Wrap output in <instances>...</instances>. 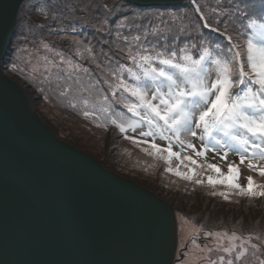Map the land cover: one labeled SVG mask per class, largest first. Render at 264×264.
<instances>
[{
    "label": "water",
    "instance_id": "95a60500",
    "mask_svg": "<svg viewBox=\"0 0 264 264\" xmlns=\"http://www.w3.org/2000/svg\"><path fill=\"white\" fill-rule=\"evenodd\" d=\"M24 1L0 0V264H177L173 200L64 140L28 87L3 69Z\"/></svg>",
    "mask_w": 264,
    "mask_h": 264
},
{
    "label": "snow or ice",
    "instance_id": "6c2138e0",
    "mask_svg": "<svg viewBox=\"0 0 264 264\" xmlns=\"http://www.w3.org/2000/svg\"><path fill=\"white\" fill-rule=\"evenodd\" d=\"M241 3H245L244 8L240 7ZM219 7L223 18L218 19L215 25L204 15H200L199 20L203 21L202 28L226 38L228 43L225 47L231 55L225 53L222 56H213L207 47L203 48L198 58H194L184 48L179 49V52L183 53L179 56L176 50L170 51L168 55L156 52L155 57L129 53L139 71L127 69L129 79L133 82L123 77L122 68L113 72V78L118 83L111 94L115 97L119 90L127 93L132 99L125 100L124 107L136 119L127 126L115 119L111 120V124L122 134L127 133L129 129L135 131L137 127L146 126L147 130L139 133L140 137L145 139L133 140V143L140 146L147 155L155 156L168 165H171L175 158L181 164L187 160L192 165L204 167L198 165L197 160L190 154L181 159V152L185 149L202 158H206L207 153L211 151L220 155L222 161L227 160L230 153H234L239 157V164L229 161L226 174L216 164L206 165L207 169L217 174L215 177L207 176V185L213 189L210 195H219L229 200V192L215 190L216 185H224L229 190H235V194L241 197H264V184H257L251 175L247 177L246 187L238 182L239 166L245 165L246 162L249 170L264 177V0H261L259 7L246 3L245 0H232L230 4ZM224 8L228 11L224 12ZM233 10L242 16L234 17ZM195 12L201 13L202 9L197 6ZM234 19H241L242 26L251 32L244 46L234 43L232 35L229 34V24ZM122 23L120 22L121 26ZM73 31H76L74 23ZM149 31L155 35L163 30L152 28ZM182 31L181 28L173 33V41L179 39ZM148 34V31L144 33L145 38ZM162 38L167 42L166 35ZM140 39L139 35L134 37L136 41ZM198 39L204 40L205 34L199 33ZM44 47L52 51L48 45ZM193 47L196 45L193 44ZM233 49L237 50L233 52ZM56 56L60 57V64L66 62L72 65V61H65L61 53L57 52ZM44 60L53 67L56 66L47 57H44ZM32 71L37 72L38 69L33 67ZM212 71L215 72L214 79L210 78ZM43 72L45 79H48L49 69L45 67ZM233 89L238 91L234 92ZM67 91L68 89L62 91L61 95H65ZM106 101L108 97L104 96L102 102ZM102 110L108 112L109 109L105 106ZM83 115L88 118L90 113L85 109ZM99 126L97 124V127ZM124 138L129 139L127 135ZM157 140L166 142V146L162 147ZM194 141L200 142L199 150ZM174 148L181 151H174ZM166 171L197 185L204 184V180L196 178L198 174L195 168L181 173L169 166ZM209 235L222 238L227 234ZM227 239V246L219 245L216 249L222 250L226 255H220L215 260L208 259V264H241L249 255L258 260V264H264V259L260 258L264 251L258 248L256 243H250L251 238L243 239L239 245L235 241L241 240V237L235 233L227 236ZM260 239L264 240V235ZM191 243L201 247L196 239H192ZM182 254L187 255V249H184Z\"/></svg>",
    "mask_w": 264,
    "mask_h": 264
},
{
    "label": "rangeland",
    "instance_id": "374dc122",
    "mask_svg": "<svg viewBox=\"0 0 264 264\" xmlns=\"http://www.w3.org/2000/svg\"><path fill=\"white\" fill-rule=\"evenodd\" d=\"M59 18L60 15L53 14L46 6L34 8V10L25 16V19L28 21H38L42 23L53 22L50 20ZM88 21L93 20L89 17ZM229 25L232 27V24ZM58 26V22L55 21V25L49 26V28L57 29ZM91 26L94 31L99 29V26ZM104 32L105 31H102V39H105L107 36ZM91 38L92 40L95 39V44H97V39L94 36H91ZM35 41L19 40L15 47L11 48V54L8 56L12 62L13 68L11 70L20 71V73L13 72L15 80L21 81V86L28 87L44 121L60 128L61 130L58 135H64V140H73L74 147L104 157V164L115 169L118 173H122L118 169L124 171L129 174V177H132L131 180H134V178L136 179V177L144 179L145 181L141 180V183L153 186V191L155 193L161 196L165 195L166 198L173 200L181 232L175 233V237H181L177 264H181L182 261L184 264H208V259L215 260L218 259L220 255H226L222 250L216 251V249L219 245L227 246L229 244L227 236H231L233 233L241 237V240L235 241L237 245H239L243 239L251 238L250 243H256L257 247L264 251V240L260 239V237L264 235V232H262L264 231V212L262 209H259V204L257 208L259 211L263 212L260 223L256 220L255 215H258V213L254 210L255 208H251L252 203L250 201L249 203L246 202L248 203V208L241 203H237L238 199L242 197L236 195L235 190H229L224 185H216V191L229 192V200H225L219 195H210L213 189L207 185V176L212 175L215 177L217 174L207 169L206 165L208 163L216 164L221 168L222 172L226 174L227 163L229 161H235L239 164V157L236 154L230 153L227 160L222 161L220 155L211 151L207 153L206 158L196 157L195 153H192L191 150L188 149L181 152V159H183L184 155L190 154L193 159L197 160L198 165H204V167L192 165L187 160L181 164L180 161L175 158H173L171 165H168L155 156L147 155L140 146L133 143V140L145 139L140 137L139 133L141 131H146V126L143 128L137 127L135 131L129 129L127 133L122 134L111 124V120L113 119L125 123L126 126L135 120L128 114L127 109L124 107V101L131 100L132 98L129 97L127 93H123L122 90L117 91L115 97L111 94L114 86L118 83L112 75V73L118 69L114 61L111 59L110 61L104 59L105 62L103 63L105 64L103 66L95 67V59L92 58V55L97 53L96 50L92 49L91 46L84 43L81 39L70 36V34L66 32H58L49 37L42 38L41 40L35 39ZM245 44L246 40L244 35H242L241 45L244 46ZM44 45H48V48L52 49V51L46 49ZM86 49H91L92 51L89 52ZM57 52L62 54L65 61L71 60L72 65L81 63L80 67L83 68V72H85V69L89 68L84 80L92 81L94 84L90 94L95 95V105L78 107V109L74 108L75 110L72 114L66 112V108L70 105L58 91L57 85L61 78L58 72L62 71L64 68H71L72 65L66 62L60 64V57L56 56ZM77 52H79V54H77ZM147 52L148 53L144 54L155 57L157 51ZM182 54L183 53H179L178 56ZM44 57H47L49 61H53L56 66L53 67L52 64L47 63ZM129 60H131L129 55L122 57L123 62ZM33 67L37 68L38 71L33 72ZM45 67H47L50 72L48 79H45L43 72ZM119 68L123 69L124 66L121 65ZM12 71L9 70L7 72ZM94 77L98 80H95ZM210 78L214 79L215 76L210 74ZM75 79L79 80V77L75 76ZM236 91H238V89H236ZM104 96L108 97V101L102 102ZM117 96H119V98H116ZM75 101L76 98L73 99L72 105H74ZM112 102L113 105L115 102L122 107L121 112L114 111L115 108L110 106ZM105 106L108 107V112L102 110ZM85 109L90 113L88 118H85L83 115ZM112 111L115 112L114 116L109 115ZM97 124L100 126L97 127ZM125 135H127L129 139H125ZM147 139L149 141L151 140V138ZM157 143L162 147L166 146V142L157 140ZM194 143L199 150L201 147L200 142L194 141ZM144 146L147 147V145ZM173 150L181 151L179 148H174ZM148 160H152L153 162L151 163ZM246 163L245 165L239 166L240 175L238 182L246 187L247 177L251 175L257 184H264V177H260L258 172L249 170L246 167ZM118 165L122 166L125 170ZM185 165H187V167ZM169 166L172 167L174 171L178 169L181 173H187L189 168H195L198 174L196 178L204 180V184L197 185L194 182L184 180L174 175V173L166 171ZM126 170L131 172L140 171V173H144L148 178L127 172ZM165 190L172 191V194L164 192ZM200 192H205L207 197L205 195H201L204 197L196 195ZM208 195L211 198H209ZM205 197L208 198V201L205 200ZM256 198L264 199L261 197ZM245 200L248 199L246 198ZM234 201L236 204L233 206L222 204H234ZM218 203L220 206H217ZM181 212H186L188 215L191 214L190 216L195 219L196 222L208 225V227L196 226ZM237 220H239V228L235 229V222ZM258 228L262 229L260 234L240 233L241 231H254ZM209 233H222L227 235L222 238H217L215 235H209ZM192 239H196L197 244L201 247L193 245L191 243ZM184 249H187V255L182 254ZM209 249H212V251H208ZM260 258L264 259V255L260 256ZM241 263L258 264V260L249 256Z\"/></svg>",
    "mask_w": 264,
    "mask_h": 264
},
{
    "label": "trees",
    "instance_id": "16d2710c",
    "mask_svg": "<svg viewBox=\"0 0 264 264\" xmlns=\"http://www.w3.org/2000/svg\"><path fill=\"white\" fill-rule=\"evenodd\" d=\"M231 2L232 0H187L179 5L142 7L130 3L127 0H25L18 10L16 30L11 45L13 46L12 48H14L19 40H41L42 38L49 37L50 35L58 32H66L67 34H70V36L81 39L84 43L91 46L92 49L96 50L97 53L92 55V58L95 59V67L103 66L105 64L103 63L105 62L104 59H108L109 61L111 59L114 61L115 65H117V68L121 65L124 66L123 77L126 80H129V82H133L129 79L127 69L132 68L134 71H139V69L136 68V64L132 60L127 62L122 61V57L129 55V53H131V55H137V53H139V55L142 56L145 55L144 53H148L147 51L155 50L157 52H164L165 55H168L172 50H176L177 54H179V49L184 48L189 54L193 55L194 58H198L203 48L207 47L213 56H222L225 53L231 55L225 47L228 43L226 38L219 37L218 33H212L209 29L202 28L201 25L203 24V21L199 20V16L204 15L208 18L210 23L215 25L218 19L223 18L219 6L230 4ZM245 2L255 4L256 7H259L261 4V0H245ZM42 6H46V8L51 10L53 14L60 15V18L51 19L50 21L53 22L49 23H42L38 21L32 22L25 19L26 14H29L32 10H34V8ZM197 6L202 9L201 13L195 12V8ZM240 7L244 8L245 3H241ZM227 11L228 9L224 8V12ZM233 16L241 17L242 14L236 13L235 10H233ZM89 17H91L93 21H88ZM55 21L58 22V28H49V26L55 25ZM120 22H123L122 26L120 25ZM73 23L75 24L76 31H73ZM244 23L246 24V21ZM230 24H232V27L229 25V34L232 35L233 42L241 45V35H239V32L241 30H246V28L242 26L241 19H234V21ZM91 25L95 27L99 26V29L94 31ZM152 28H158L163 31L153 35L149 31ZM181 28L183 31L180 33L179 39L177 41H173V33ZM102 31H105L104 34L107 35L105 39H102ZM146 31L149 32L147 38L144 36ZM201 32L205 34L204 40L198 39V34ZM247 33L251 34L250 30H247ZM137 35L141 37L139 41L134 40V37ZM165 35L168 37L167 42H165L162 38V36ZM91 36H94L97 39V44H95V39L92 40ZM207 39H211L214 42L209 43ZM193 44H195L196 47H193ZM144 49H147V51H144ZM11 50L12 49L10 48L3 64V69L6 71H12L11 69L13 68L12 62L8 57L9 54H11ZM137 62H139V56L137 57ZM80 66L81 63L72 65L71 68H64L62 71L58 72L61 75L60 82L57 85L59 93L61 94L62 91L68 89L66 94L61 96L65 98L70 105L66 108V112L69 114H72V112L75 109H78V107L95 105V95L90 94L94 84L92 81L84 80L89 68H87V71L83 72V68ZM154 66H156L155 62ZM12 72L20 73L19 70H13ZM75 76H78L79 80H76ZM94 79L98 80L96 77H94ZM74 98H76L74 103L75 107L72 106ZM116 98H119V96ZM110 106L115 108V112H121L122 110V107L115 102L114 105L112 102ZM115 112L112 111L109 115L114 116ZM128 114L132 117L130 112H128ZM132 118L136 119L135 117ZM85 133L89 135L87 132ZM148 161L151 163L153 162L152 160ZM118 166L122 168V166ZM106 169L125 179H132V177L128 176L129 174L118 168L117 169L123 172L126 177L120 175L115 171V169L109 166H106ZM122 169L125 170L124 168ZM126 171L146 177L144 173H140V171ZM134 180L139 183H141V180L145 181L139 177H136V179L134 178ZM135 181L132 182L149 190L172 206L167 199L163 198L165 195L162 197L158 193H155ZM164 192L172 194V191L169 190H165ZM196 195H205L207 197L205 192H200ZM206 197L205 200L208 199ZM208 197L211 198L209 195ZM246 198L248 200H245ZM249 201L252 203L251 208H255L254 210L258 213L255 217L257 222L260 223L264 212V199L242 197L238 199L237 203H241L247 207ZM222 204L233 206L236 203L234 201V204ZM257 205L263 212L258 210ZM217 206H220V204L218 203ZM181 213H183V215L196 226L208 227V225L196 222V220L190 216L191 214L188 215L186 212ZM235 223V229L239 228V220ZM258 229H255L254 231H241L240 233L260 234L262 229Z\"/></svg>",
    "mask_w": 264,
    "mask_h": 264
},
{
    "label": "bare ground",
    "instance_id": "6f19581e",
    "mask_svg": "<svg viewBox=\"0 0 264 264\" xmlns=\"http://www.w3.org/2000/svg\"><path fill=\"white\" fill-rule=\"evenodd\" d=\"M214 39V38H213ZM208 41H209V43H213L214 41L213 40H211V39H207Z\"/></svg>",
    "mask_w": 264,
    "mask_h": 264
},
{
    "label": "clouds",
    "instance_id": "9594fccd",
    "mask_svg": "<svg viewBox=\"0 0 264 264\" xmlns=\"http://www.w3.org/2000/svg\"><path fill=\"white\" fill-rule=\"evenodd\" d=\"M187 1V0H186Z\"/></svg>",
    "mask_w": 264,
    "mask_h": 264
}]
</instances>
